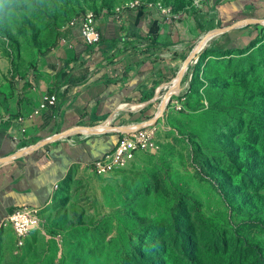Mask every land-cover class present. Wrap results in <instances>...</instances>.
Here are the masks:
<instances>
[{
	"label": "rangeland",
	"instance_id": "obj_1",
	"mask_svg": "<svg viewBox=\"0 0 264 264\" xmlns=\"http://www.w3.org/2000/svg\"><path fill=\"white\" fill-rule=\"evenodd\" d=\"M207 1L4 3L0 96L74 19L135 3L184 17ZM254 31L192 60L157 120L156 152L104 176L73 169L21 245L10 227L0 235V264H264V24Z\"/></svg>",
	"mask_w": 264,
	"mask_h": 264
},
{
	"label": "crops",
	"instance_id": "obj_2",
	"mask_svg": "<svg viewBox=\"0 0 264 264\" xmlns=\"http://www.w3.org/2000/svg\"><path fill=\"white\" fill-rule=\"evenodd\" d=\"M242 20L264 21V0H208L203 9L184 17L152 4L104 12L96 21L101 33L96 47H89L77 28H66L29 73L0 96V159L32 147L0 163V235L12 229L6 224L9 215L22 207L41 213L71 171L113 151L117 137L76 134L35 145L113 116L116 127L153 117L160 104L155 98L171 87L199 41ZM259 25L263 23L233 28L208 40L203 49L246 43ZM46 94L55 95L56 104L39 109Z\"/></svg>",
	"mask_w": 264,
	"mask_h": 264
},
{
	"label": "built area",
	"instance_id": "obj_3",
	"mask_svg": "<svg viewBox=\"0 0 264 264\" xmlns=\"http://www.w3.org/2000/svg\"><path fill=\"white\" fill-rule=\"evenodd\" d=\"M138 3L131 4L129 7H136ZM97 18L94 14L88 13L81 16L79 19L70 21L66 28H77L81 39L89 46L96 47L101 42L100 29L96 24ZM179 88L174 94H177ZM173 94V95H174ZM163 96L159 98L161 101ZM56 104L55 95L46 94L43 96L39 109H43ZM168 105V104H167ZM144 104L138 107H130L131 109H137L143 107ZM127 107V105H124ZM38 113V111H35ZM158 111L153 115L157 116ZM162 117V115L160 116ZM159 117V118H160ZM111 117L104 124H100L98 127L101 130L107 128L110 132L117 135V141L115 145H119V152H108L99 159L94 160L89 164L90 169L99 176L108 175L116 171L122 170L130 166L136 159L137 156L142 153H154L159 149V140L157 138L158 128L156 122V128L153 131H145V123L151 119H147L140 123H131L124 125L127 128L120 130L119 126H112ZM106 134V133H105ZM6 220H11V227L15 236L18 239V244L21 245V236L28 230L34 229L38 225V221L34 220V208L22 207L9 215Z\"/></svg>",
	"mask_w": 264,
	"mask_h": 264
},
{
	"label": "water",
	"instance_id": "obj_4",
	"mask_svg": "<svg viewBox=\"0 0 264 264\" xmlns=\"http://www.w3.org/2000/svg\"><path fill=\"white\" fill-rule=\"evenodd\" d=\"M253 23H263L264 21L262 20H242L239 21L237 23H235L234 25L230 26V27H226V28H221V29H217L214 31L209 32L207 35H205L198 43V45L194 48L193 52L191 53V55L185 60V62L183 63V66L181 67L177 77H176V81L173 82V84L171 85V87H169V89L165 92V94L163 95L159 107H158V115L157 116H153L151 119H149V122H157V120L159 119V117L163 114V112L165 111V108L168 104V102L170 101L172 95L174 94V91L172 90L173 87H176L177 89H180V83L181 80L185 74V72L187 71L189 64L192 62L193 59H195V57L197 56V54L204 48L205 44L208 42V40H210L211 38L226 33L228 31H230L233 28L236 27H240V26H245V25H249V24H253ZM120 130H124L127 127L126 126H119L118 127ZM83 129H87V131H83ZM110 132L107 128H105L104 130L99 129L98 127H77L75 129H71L65 133H61L58 135H55L37 145H35L33 148H38V147H42L52 141H57L60 140L62 138H66L70 135H76V134H84V135H101V134H105ZM32 149L28 148V149H24V151H21L20 153L12 156V157H8V158H2L0 159V163L7 161L13 157H18L19 155L25 154L26 152L30 151Z\"/></svg>",
	"mask_w": 264,
	"mask_h": 264
},
{
	"label": "bare ground",
	"instance_id": "obj_5",
	"mask_svg": "<svg viewBox=\"0 0 264 264\" xmlns=\"http://www.w3.org/2000/svg\"><path fill=\"white\" fill-rule=\"evenodd\" d=\"M176 81V79L174 80V82ZM174 92H176L177 91V88L176 87H173V89H172ZM166 108H168V105L166 106ZM166 108H165V110H166ZM164 113V112H163ZM154 123H156V122H149V121H147L146 123H145V131H153L149 126L150 125H152V124H154ZM102 129V128H101ZM83 131H87V129H83ZM112 152H119V145H117L116 147H115V149L112 151ZM35 209H34V219H35ZM6 224H10L11 225V220H6ZM29 232V229L21 236V239L23 238V237H25V235L27 234Z\"/></svg>",
	"mask_w": 264,
	"mask_h": 264
},
{
	"label": "trees",
	"instance_id": "obj_6",
	"mask_svg": "<svg viewBox=\"0 0 264 264\" xmlns=\"http://www.w3.org/2000/svg\"><path fill=\"white\" fill-rule=\"evenodd\" d=\"M114 134V133H113ZM114 135H116V134H114ZM116 137H117V135H116ZM262 223L264 224V222L262 221ZM264 226V225H263ZM197 257H198V253L194 256V257H191V261H193V262H197ZM253 261H248L246 264H251ZM252 264H256V262H253ZM257 264H259V263H257Z\"/></svg>",
	"mask_w": 264,
	"mask_h": 264
},
{
	"label": "clouds",
	"instance_id": "obj_7",
	"mask_svg": "<svg viewBox=\"0 0 264 264\" xmlns=\"http://www.w3.org/2000/svg\"><path fill=\"white\" fill-rule=\"evenodd\" d=\"M14 2V0H0V5H2V4H4V3H9V4H11V3H13Z\"/></svg>",
	"mask_w": 264,
	"mask_h": 264
}]
</instances>
